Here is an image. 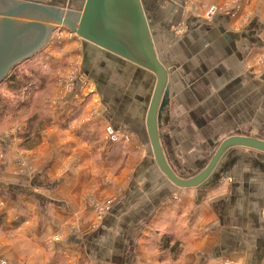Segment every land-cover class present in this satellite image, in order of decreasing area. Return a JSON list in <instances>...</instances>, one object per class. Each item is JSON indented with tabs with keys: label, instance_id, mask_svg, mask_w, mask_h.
<instances>
[{
	"label": "crops",
	"instance_id": "obj_1",
	"mask_svg": "<svg viewBox=\"0 0 264 264\" xmlns=\"http://www.w3.org/2000/svg\"><path fill=\"white\" fill-rule=\"evenodd\" d=\"M39 1L62 5L69 1L71 9L78 12L86 2ZM189 1L143 0L154 27L157 52L162 60L161 50L167 56L163 62L170 76L169 130L182 173L189 160L204 154L212 157L230 136L264 140V0ZM230 1L240 2L249 17L238 14L232 18L221 12L207 16L210 18L204 15L211 4ZM182 14L187 31L179 36L175 26ZM76 41L84 54L82 40ZM100 95L104 119L113 129L141 142L137 148L120 144L110 153L121 157L129 151L140 160L123 171V187L121 182L103 183L108 195L113 188L122 190L118 189L120 195L101 225L65 243L51 245L47 238L56 233L71 210L82 208L84 171L60 173L59 158L54 179H48L52 169L46 167L23 180V185H14L16 193L22 191L13 202L12 218L27 214L31 219L17 232H9L14 236L6 243L9 262L65 264L72 259L77 264H264V153L234 148L219 165L221 178L215 185L178 188L159 171L149 142ZM98 115L95 117L101 118ZM96 118L89 129L100 124L101 119ZM107 151L105 147L103 153Z\"/></svg>",
	"mask_w": 264,
	"mask_h": 264
},
{
	"label": "rangeland",
	"instance_id": "obj_2",
	"mask_svg": "<svg viewBox=\"0 0 264 264\" xmlns=\"http://www.w3.org/2000/svg\"><path fill=\"white\" fill-rule=\"evenodd\" d=\"M192 1L195 0L189 2ZM212 12L227 13L232 18H237L238 14H243L240 18L250 15L247 10L244 12L238 1L211 4L204 15L213 17ZM186 31L182 14L175 33L184 36ZM76 40L79 37L65 26L56 28L49 43L17 65L0 84V250L4 247L0 264H13L7 257L6 243L14 237L9 232H17L31 219L27 214L12 218L15 214L13 202L22 191L16 193L14 185H23V180L32 178L46 167L52 169L48 179H54L56 159L59 158L62 159L60 173L73 175L75 171H84L81 175L85 177L81 191L82 208L76 212L70 209L75 215H66L58 224L56 233L47 238L51 245L56 241L65 243L74 235L88 233L101 225L120 195L118 189L122 190L113 188L108 195L103 183L107 186L120 183L126 167L132 168L140 160L129 151L123 152L121 157H113L110 153L120 144L137 148L136 144L141 145V142L134 141L131 134L123 131L114 129L115 133L111 134L109 128L112 126L101 111V95L95 91V82L83 68V51ZM161 54L166 59L163 61H167L163 50ZM72 106L75 108L69 113ZM97 114L101 118H96ZM95 118L101 119L100 124L89 129ZM105 147L109 149L106 155L103 153ZM210 157L204 154L196 160H189L184 170L188 172L183 171V174L197 173L196 167H203ZM120 185L123 187L124 184L121 182ZM53 229L55 231L54 225ZM177 241L181 242L182 238ZM64 263L77 264L72 263V259ZM207 264L217 263L210 261Z\"/></svg>",
	"mask_w": 264,
	"mask_h": 264
},
{
	"label": "water",
	"instance_id": "obj_3",
	"mask_svg": "<svg viewBox=\"0 0 264 264\" xmlns=\"http://www.w3.org/2000/svg\"><path fill=\"white\" fill-rule=\"evenodd\" d=\"M61 25L82 39L87 75L120 118L149 142L159 171L176 187L215 185L219 165L234 148L264 153V140L234 135L221 142L203 169L182 173L169 130V69L157 52L143 0H86L79 12L69 1L0 0V84Z\"/></svg>",
	"mask_w": 264,
	"mask_h": 264
},
{
	"label": "built area",
	"instance_id": "obj_4",
	"mask_svg": "<svg viewBox=\"0 0 264 264\" xmlns=\"http://www.w3.org/2000/svg\"><path fill=\"white\" fill-rule=\"evenodd\" d=\"M212 14H215V12H212ZM109 129L111 131V134H114L115 133V130L112 127H110Z\"/></svg>",
	"mask_w": 264,
	"mask_h": 264
},
{
	"label": "bare ground",
	"instance_id": "obj_5",
	"mask_svg": "<svg viewBox=\"0 0 264 264\" xmlns=\"http://www.w3.org/2000/svg\"><path fill=\"white\" fill-rule=\"evenodd\" d=\"M59 27H62V25L61 26H59ZM75 35H77V34H75ZM79 37V36H78ZM80 38V37H79ZM81 39V38H80ZM82 40V39H81ZM117 138H118V136H117Z\"/></svg>",
	"mask_w": 264,
	"mask_h": 264
}]
</instances>
